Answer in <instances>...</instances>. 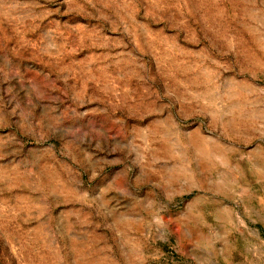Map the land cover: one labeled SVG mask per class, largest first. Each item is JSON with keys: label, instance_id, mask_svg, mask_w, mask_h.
<instances>
[{"label": "rangeland", "instance_id": "374dc122", "mask_svg": "<svg viewBox=\"0 0 264 264\" xmlns=\"http://www.w3.org/2000/svg\"><path fill=\"white\" fill-rule=\"evenodd\" d=\"M0 264H264V0H0Z\"/></svg>", "mask_w": 264, "mask_h": 264}]
</instances>
